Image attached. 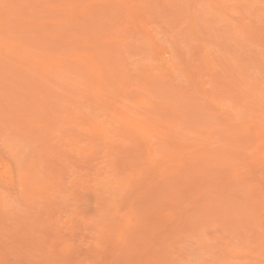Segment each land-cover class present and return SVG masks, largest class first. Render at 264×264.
<instances>
[{
  "label": "rangeland",
  "instance_id": "obj_1",
  "mask_svg": "<svg viewBox=\"0 0 264 264\" xmlns=\"http://www.w3.org/2000/svg\"><path fill=\"white\" fill-rule=\"evenodd\" d=\"M0 264H264V0H0Z\"/></svg>",
  "mask_w": 264,
  "mask_h": 264
}]
</instances>
